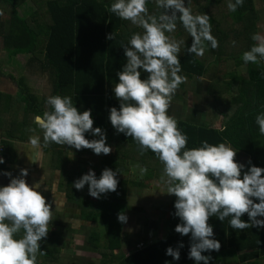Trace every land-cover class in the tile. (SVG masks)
<instances>
[{
    "label": "clouds",
    "instance_id": "9594fccd",
    "mask_svg": "<svg viewBox=\"0 0 264 264\" xmlns=\"http://www.w3.org/2000/svg\"><path fill=\"white\" fill-rule=\"evenodd\" d=\"M148 3L149 0H112L108 6L110 13L143 30L133 33L122 46L125 63L116 72L118 82L112 87L119 107L108 109V120L117 134L135 141L141 154L150 151L163 165L160 179L166 193L176 198L174 216L179 223L174 231L189 236L188 259L195 264H210L211 255L202 253L219 251L221 247L213 225L208 223L210 217L215 215L220 222L230 218L229 227L233 229L264 228V168L249 160L245 170V164L234 159L237 150L229 142L211 144L202 140L198 147H187V134L169 114L172 97L186 80L180 74L183 41L170 34L179 22L192 38L187 54L198 57L204 55L206 46L216 49L219 44L212 35L209 15L193 14L191 0H155L161 9L158 15L149 14ZM243 4L244 0H227L230 12ZM115 35L112 32L107 39ZM251 40L254 43L241 55L244 65L264 61V34L255 32ZM45 105L50 111L33 118L42 130L45 146L54 143L75 150L89 149L97 156L110 154L112 148L104 130L93 127L90 108L80 111L71 96L59 94L48 96ZM254 123L264 136V110L257 112ZM28 143L33 152L31 162H38L41 137L30 136ZM4 163L0 157V165ZM139 171L144 175L148 169L140 167ZM118 174L117 169L104 168L97 178L89 169L73 182L72 188L80 191L87 185V194L99 200L116 192ZM0 175L9 180L6 186H0V264H37V254H45L41 242L48 235L54 211L40 191L41 184L27 183V169L21 168L15 177L8 171ZM245 214L248 222L241 218ZM117 221L127 222L123 211L117 213ZM183 247V243L176 248L169 246L165 255L178 261Z\"/></svg>",
    "mask_w": 264,
    "mask_h": 264
},
{
    "label": "trees",
    "instance_id": "16d2710c",
    "mask_svg": "<svg viewBox=\"0 0 264 264\" xmlns=\"http://www.w3.org/2000/svg\"><path fill=\"white\" fill-rule=\"evenodd\" d=\"M258 1L264 9V0ZM32 2L37 6V10L29 20H22L14 15V22L9 23L12 31L9 35H3L5 49L9 55L30 54L28 65L39 62L41 69L48 72L52 86L51 95L71 96L80 111L90 108L93 125L104 130L107 143L115 142L125 144L129 149L133 148L134 154L131 158L139 161L140 167L143 164L151 167L148 170L152 174L146 180L138 182L128 180L124 177L127 170L120 165L115 156L101 154L102 158L96 166L98 173L96 176L98 178L104 168L117 169L119 171L117 190L102 196L99 200L91 199L89 195L85 199H80L79 191L72 188V184L84 173L73 174L72 161L67 157V153L73 151V148L54 143L47 145V148L53 151L55 161L61 163L60 168L63 166L67 181L66 199L67 202L77 205L76 218L94 226L101 224L105 240L104 250L115 258L116 252L122 250L124 243L121 239L123 223L117 221V213L125 212V199L130 188H150L149 180L156 176L155 172L163 168L153 153L148 151L141 154L135 141L131 137L126 138L123 134H117L108 120V109L119 107L112 87L118 82L116 72L121 70L125 63L122 46L127 44L133 33L143 30L140 27L131 28L130 21L122 20L110 13L108 6L112 0H32ZM153 4L155 0H149L146 5L148 12L151 15H158L159 12L152 11ZM190 7L193 14L209 15L212 35L217 39L219 46L216 49L206 46V57L202 59L194 54H187V46L191 45L192 38L177 22L176 31L170 36L177 41H183L179 53L180 74L186 79L200 78L206 74L211 64H216L217 75L208 86L207 92L216 100L222 99V93H226V98L237 108L225 121L221 130L179 123L178 127L188 136L187 147H198L202 140H207L211 144L229 142L237 152L247 155L253 165L264 168V136L259 134L258 126L254 123L257 112L264 110V61L244 65L241 60L242 53L254 43L251 35L257 32V23L264 10L259 14L254 0H244V4L236 12L228 10L227 0H191ZM112 32L116 35L114 39L108 40L107 36ZM233 41L236 42L235 45ZM230 61L233 62L235 70H227ZM241 67L245 68L246 75L238 72ZM27 99L34 102V105H31L35 108H32L34 115H42L36 108L37 99L32 95H28ZM47 108L50 111V107ZM86 138L92 139L87 134ZM154 163L158 166L152 168L151 165ZM174 201L175 199L168 209L167 234L160 240L142 243L127 255L117 256L120 264H165L166 261L168 264H195L193 260L187 258L189 236H181L174 231L179 223L178 218L174 216ZM241 218L248 222L246 214ZM229 219L225 218L220 222L215 215L210 217L208 223L213 225L214 236L221 247L219 251L202 254L211 255V260L218 262L226 259L241 264H258L264 259V228L233 229L229 227ZM91 229L87 244L90 248L98 250L96 248L100 247L99 235L94 232V227ZM73 233L77 232L67 228L66 238ZM178 243H183L184 247L180 249V259L173 261L171 257L165 255V251L169 246L176 248ZM65 247L57 231L50 230L46 239L41 242V250L45 254H37V264H60L61 253ZM106 255L103 253L101 257Z\"/></svg>",
    "mask_w": 264,
    "mask_h": 264
},
{
    "label": "crops",
    "instance_id": "0c3cea01",
    "mask_svg": "<svg viewBox=\"0 0 264 264\" xmlns=\"http://www.w3.org/2000/svg\"><path fill=\"white\" fill-rule=\"evenodd\" d=\"M30 1L32 2V0H0V144L4 147L3 158L5 160V163L0 165V172L8 171L12 173L13 177H15L19 174V170L24 168L28 170V176L26 177L28 184H41L40 191L45 197L46 202L51 204L50 210L54 211L52 220L49 223V231H57L67 246L66 229L69 228L71 231L77 232L76 229H74L71 225L67 226V221L69 220V216H72L74 213L78 212V207L75 203L67 202L65 194L67 181L64 175L63 166L60 168L61 163L58 160L55 161L53 151L44 145L42 140V130L38 128L33 120L35 116V108L34 106L31 107V105H34V102L31 101V99H27L28 95H32L37 99L36 108L40 110L42 114L44 111H48V106L45 105V99L48 96H39V94H35L33 91L35 90L33 85V81L35 80L31 79L29 74L34 72L40 75H48V72L41 69L39 62H35L31 66L28 65V60L31 58L30 54H17L13 56L8 55V51L5 49L4 44V36L9 35L12 31V27L8 22H5L4 19L7 14L6 8L10 7L11 15L14 14L19 19L27 21L29 20V17L32 16V14L37 10V7L36 9L33 8V10L28 11V13L25 15H20L19 9ZM18 56H22L21 58L23 59L27 56L26 61L24 60L25 63L23 67H21L23 63L19 64L13 61L14 57L17 58ZM212 65L214 64H211V66ZM23 68L28 69L24 71L25 76L22 74L17 77L15 72ZM37 70H39V72ZM215 74L216 68H214V71L210 73L209 77L203 76L200 78L193 77L192 79H186L185 82L178 87L175 95L172 97L169 108V114L177 119L178 124L185 123L198 128L207 127L215 130H221L225 123H222L223 117L221 114L227 113V120L235 112L237 106L230 103V100L226 98V93H223V96H221L222 99H217L219 104L217 109L214 110L216 113H212L209 109H207V106L210 104L207 88L215 79ZM48 80L50 87L52 88L49 76ZM43 81L44 79L38 80L37 82L35 81L36 86H40L42 89L43 86H45ZM212 101L213 100H211V102ZM28 107L31 108L29 109ZM93 127L95 128L94 125ZM29 129H34V131H29ZM33 135L41 137V155L38 162L35 163L31 162L33 152L30 144L28 143L29 137ZM107 144L111 146L112 151L106 156H115V159L119 160L120 164L123 162L127 163V161L130 160L131 155L134 154L133 148L129 149L127 146H125V144H116L115 142H110ZM78 151L79 150L75 149H73V151H69L74 157V159H69L72 161L71 164L73 174L76 172H86L81 159H76V157L78 158L80 154L83 155L88 152V158L94 166L95 164L97 165L102 158L101 155L97 156L88 149H84L83 151L85 152H83L82 149L80 150V153ZM234 159L236 161L239 160L240 163H244L245 166L249 161V157L247 155L239 152H237V155ZM86 162L87 164L89 163L88 161H85V163ZM138 163L139 162H133L132 165H136V169L139 174L140 166H138ZM128 164L129 163H127V167H129ZM160 169L162 170V168ZM161 170L155 172L156 176L149 180L151 181L150 185L152 186L150 188L154 191V197H151L152 191H148L151 190L150 188L138 190L141 192L140 195L142 194L152 198V200L144 205V209H167L170 206V203L176 199L175 196H170L166 193V185L163 184L160 179L162 172ZM96 173L97 172L95 171V174ZM127 174L128 171L125 175ZM126 178L128 179V177ZM144 180H146V178H142L141 181ZM8 182V178L0 175V186H6ZM80 193L81 190L79 191V194ZM129 194L126 196V198L129 196ZM86 196L87 194H85V198ZM79 198L85 199L82 197ZM125 205L126 209L124 213L127 215L126 210H128V203L126 199ZM141 228L145 230L149 228V226H143ZM121 239L123 241L122 232ZM62 252H64V250Z\"/></svg>",
    "mask_w": 264,
    "mask_h": 264
},
{
    "label": "rangeland",
    "instance_id": "374dc122",
    "mask_svg": "<svg viewBox=\"0 0 264 264\" xmlns=\"http://www.w3.org/2000/svg\"><path fill=\"white\" fill-rule=\"evenodd\" d=\"M259 1L254 0V4H256V8L259 11V14L261 13L263 9V6L260 5V3H258ZM32 3L31 1L26 3L24 6H22L19 9V14L20 15H25L26 13H28V11H31L34 9H36V5ZM151 11V10H149ZM152 11H157L155 13H160L161 9H159L156 4H153L152 6ZM6 16H5V22H14V14L11 15L10 12V7L6 8ZM10 13V14H9ZM11 15V17H10ZM130 27H139L138 25H133L131 23ZM257 32L264 34V13H261V18L260 21L257 23ZM206 53L207 51H205L203 56H199L198 58H204L206 57ZM9 55V53H8ZM24 56V55H23ZM22 56H18L17 58L14 57V62L16 63H23L21 65V67L24 66V60L26 61L27 56L23 59L21 58ZM214 68H216V74L217 75V67L216 64L209 66L208 68V72H206V74L204 75V77H209L210 73L212 71H214ZM25 70H28L27 68H23V69H19L15 72V75L17 77H19L20 75H24L25 74ZM227 70L228 71H232L235 70L234 68V64L233 62H228L227 65ZM39 72V70H37ZM30 72V71H29ZM238 72L242 75H246L245 72V68L241 67L238 69ZM31 79L35 80L36 82L38 80L44 79L43 83L45 84V86H43V88L41 89V87L36 86V82L33 81V85L35 87V90H33L35 92L36 95L39 94V96H49L51 93V87H50V83L48 80V75H40L37 73H29ZM25 76V75H24ZM224 93V92H223ZM223 93L221 96H223ZM208 98L210 100V104L207 106V109H209L212 113H216L217 106H218V102L215 99V97L209 93L208 94ZM211 100H213L211 102ZM231 112V111H230ZM226 114L227 113H222L221 116L223 117L222 123L225 122L226 120ZM231 114V113H230ZM225 117V118H224ZM85 152V151H83ZM80 153V152H79ZM67 157L70 159H74L73 154L71 152L67 153ZM76 159H81L83 167L85 168L86 172L84 174L87 173V171L89 169H92L94 172L96 171V164L95 166L91 163V161L88 158V152H86L85 154H80L79 157ZM85 161H88L89 163L87 164V162L85 163ZM238 162H240L239 160H237ZM133 162H139L136 160H133L132 158H130L129 161H127V163H129V167H127V163H121L120 165L124 166L125 169L128 171V174L125 175L124 177H128L129 180H134V181H141L142 178H147L148 176H151L152 172L150 170H148L144 175H140V173L138 174V171L136 169V165H132ZM80 164V163H79ZM131 165V166H130ZM140 166V165H138ZM152 168L158 166L157 163H154L153 165H151ZM142 167H145L147 169H150L151 167L148 166L147 164H143ZM98 169V168H97ZM162 171V170H161ZM121 176V175H120ZM152 187V186H151ZM151 189V188H150ZM87 190L88 187L87 185H85L84 189L81 190V193L79 194V197L85 198V194H87ZM139 189L132 187L130 188V194L129 196L126 198V201L128 203V207L126 210V216H127V222L124 224L123 223V238L124 239H129L130 240V244L126 245V243H123V247L122 250L120 249L119 252H116V256L115 258H112V256L107 253L104 250V245H105V240H104V233H103V229L101 224L99 223L98 225H93L92 223H87V222H80L79 220H77L76 215L77 212L74 213V215L69 216V220L67 221V226L71 225L74 229H76L77 233H73L72 235H68L66 238V242H67V246L64 248V252L61 253L62 255V262L60 264H74L73 262H76L75 264H120L119 259H117V256H123V255H127L129 254L131 251L137 249L136 244L137 243H144V242H153V241H157L160 240L161 238H163L166 234H167V227H166V221H167V216H168V209H144V205L146 203H148L150 200H152V198L147 197L146 195H140L141 192L138 191ZM148 191H152L151 192V197L153 196V190H148ZM85 192V193H84ZM144 193V192H142ZM82 194V195H81ZM88 195V194H87ZM90 197V196H89ZM145 197V198H143ZM147 197V198H146ZM92 198V197H90ZM93 199V198H92ZM93 201V200H91ZM146 226L149 228L147 229H143L141 227ZM92 227H94V232H96L97 235H99V243H100V247L96 248L98 250H95L94 248H90V245L87 244V240L89 238L88 233L90 234V231L92 232ZM138 230L140 231L139 236H135V234H137L136 232H138ZM66 235H67V229H66ZM140 240V241H139ZM79 241V243H78ZM145 244V243H144ZM89 248V251H87L86 249ZM107 254L106 257H101L102 254ZM87 255V256H86ZM210 264H241L238 261L235 260H226L223 262H218L215 260H211ZM258 264H264V259L260 260Z\"/></svg>",
    "mask_w": 264,
    "mask_h": 264
},
{
    "label": "flooded vegetation",
    "instance_id": "af4514ba",
    "mask_svg": "<svg viewBox=\"0 0 264 264\" xmlns=\"http://www.w3.org/2000/svg\"><path fill=\"white\" fill-rule=\"evenodd\" d=\"M124 224H125V223H124ZM136 233H137V234H135V236H137V237H138V236H139V233H140V231L138 230V232H136ZM122 234L124 235V232H123V230H122ZM139 241H140V240H139ZM123 242H124V243H126V245H129V244H130V243H129V242H130V240H129V239H124V238H123ZM140 245H142V243H137V244H136V246H140ZM122 247H123V246H122ZM86 250H87V251H89V248H88V249H86ZM86 256H87V255H86Z\"/></svg>",
    "mask_w": 264,
    "mask_h": 264
},
{
    "label": "built area",
    "instance_id": "2783aa9c",
    "mask_svg": "<svg viewBox=\"0 0 264 264\" xmlns=\"http://www.w3.org/2000/svg\"><path fill=\"white\" fill-rule=\"evenodd\" d=\"M4 147L0 144V157H3Z\"/></svg>",
    "mask_w": 264,
    "mask_h": 264
}]
</instances>
